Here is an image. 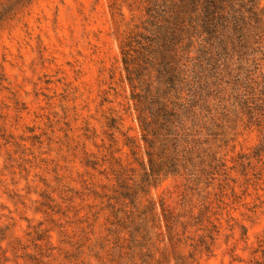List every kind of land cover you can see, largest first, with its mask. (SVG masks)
I'll list each match as a JSON object with an SVG mask.
<instances>
[{
    "label": "rangeland",
    "instance_id": "obj_1",
    "mask_svg": "<svg viewBox=\"0 0 264 264\" xmlns=\"http://www.w3.org/2000/svg\"><path fill=\"white\" fill-rule=\"evenodd\" d=\"M173 1L0 0V264H142L143 253L154 264L162 249L163 264H175L172 251L191 264L260 257L264 0L261 28L245 14L244 38L225 33V54L198 12L176 19L164 7ZM156 24L173 86L159 72ZM131 40L132 81L122 60ZM151 99L153 114L141 109ZM160 106L179 116L172 134L148 135L149 147L139 117L160 120ZM147 151L174 153L177 170L138 191L134 208L119 188L136 186ZM150 200L176 217L173 246L157 218H138L133 243L118 223ZM208 221L218 228L212 252L193 251Z\"/></svg>",
    "mask_w": 264,
    "mask_h": 264
},
{
    "label": "trees",
    "instance_id": "obj_2",
    "mask_svg": "<svg viewBox=\"0 0 264 264\" xmlns=\"http://www.w3.org/2000/svg\"><path fill=\"white\" fill-rule=\"evenodd\" d=\"M169 5H171V9L173 10L174 17L176 19L178 18L179 13L189 9L192 12H198V17L201 20L202 32L206 35V41L210 43L212 42V40L216 39V43L221 49V54L226 53V45L224 42L225 33L228 32V34L231 33V35H235L238 42H241L243 40L244 31L242 25L245 24V14H248L249 19L254 21L258 29L261 28L262 24V20L260 17L262 13L258 7L257 0H174L168 5L164 4V7H168ZM153 10L156 13L158 12L157 5H154ZM162 11H165V9ZM156 31L157 32L153 40L158 44L160 43L162 47V60L159 63V72L164 73V75L166 76V81L170 83L171 86H173L175 76L174 74L173 76L172 74H170V68L167 69L165 63V54L170 43L166 41L167 37L164 25L156 24ZM228 34H226V38L229 39L230 36H228ZM148 38L149 37H144L145 40H147ZM153 40L150 38L148 42H152ZM169 40L171 42V38H169ZM132 42L135 41L131 40L127 42L125 45L126 48L122 51L123 64L130 81L133 80V75H135L136 77L140 75L139 69L131 68V65L134 64L133 57L130 53L133 48ZM136 42L138 44L141 43L139 41ZM203 52L204 54H208V49L204 50ZM220 53L217 55H220ZM132 98L139 101L141 97H139V95L135 93L132 95ZM155 103L156 100L151 99L149 101V105L141 109L144 111L147 108L150 111V114H153L152 110ZM156 113L160 120L153 119V122L148 121L146 117H139L140 128L142 130L141 138L144 143L149 145V147H152L153 140H149L148 135L152 134L153 136H158L161 131H165L166 134H172L173 124L179 116L174 109H169L163 106L158 107ZM153 124L154 126L152 127ZM162 152L163 151H161V153H158V157H155L154 152L147 151V162L142 163V174L134 188H129L123 183L120 184L119 194L122 197L128 199L132 207L135 208L137 205L138 191L146 195L148 192L147 188L156 183L161 175H166L177 170V160L175 154L173 153V155L165 156L162 155ZM138 218H148L149 221H154L157 218L158 221L164 224L170 244L173 246L176 243L177 238L176 234L174 233V224H176L177 222L176 217L168 209H163L162 204L160 205V213L156 212V204L151 200L148 201V204L145 205L143 210L140 212V215H138L137 217L133 212H131L129 215H127V218L125 220H118V223L124 229L127 230L129 228L130 230L129 243H133L136 240L134 232L131 230V228H133L134 231L139 232L140 219ZM201 230L202 234H200L195 243L190 244V246L192 247L193 251L200 249L201 251L210 254L212 252V245L215 239V234L218 233V228L214 223H212V221H208V224ZM173 234L175 236H173ZM142 242V240L139 241V243ZM129 243L127 244L128 247L130 245ZM139 246H142V244H139ZM172 250H174V247L172 248ZM172 253L175 264H191L182 255L176 254L174 253V251H172ZM189 255L191 256L192 252H189ZM147 257H149L148 254H140V260L142 264H146ZM167 259L168 253L167 251H165V249H162L160 256L155 259L154 264H163L165 262H168ZM253 260L254 261L252 262V264H264V248L261 250L260 257H255Z\"/></svg>",
    "mask_w": 264,
    "mask_h": 264
}]
</instances>
